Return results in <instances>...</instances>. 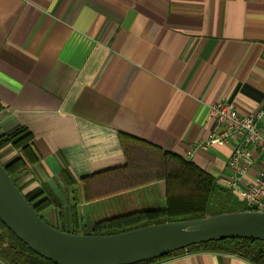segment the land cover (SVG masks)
<instances>
[{"label": "crops", "instance_id": "1", "mask_svg": "<svg viewBox=\"0 0 264 264\" xmlns=\"http://www.w3.org/2000/svg\"><path fill=\"white\" fill-rule=\"evenodd\" d=\"M218 101L264 103V0H0V137L31 132L36 161L15 184L59 231L166 206L163 182L124 189L120 134L219 187L232 146L198 148ZM19 158L0 150L5 167ZM153 264L252 263L187 250Z\"/></svg>", "mask_w": 264, "mask_h": 264}, {"label": "water", "instance_id": "2", "mask_svg": "<svg viewBox=\"0 0 264 264\" xmlns=\"http://www.w3.org/2000/svg\"><path fill=\"white\" fill-rule=\"evenodd\" d=\"M0 222L30 250L54 264H141L226 239L264 242V213L246 210L112 235L62 232L42 220L1 163Z\"/></svg>", "mask_w": 264, "mask_h": 264}, {"label": "trees", "instance_id": "3", "mask_svg": "<svg viewBox=\"0 0 264 264\" xmlns=\"http://www.w3.org/2000/svg\"><path fill=\"white\" fill-rule=\"evenodd\" d=\"M120 139L126 154L127 166H130L133 162L141 161L135 159V157H139L144 161L153 153H158L165 159V162L168 161L164 166V170H162L163 178L159 180H164L167 184L166 208L115 217L85 226L81 229L72 231L62 230V232L75 234L77 230L86 229L88 233L84 235H112L153 224L194 220L222 213L245 211L243 207L235 203L230 193L216 186L215 180L206 176L194 165L184 161L179 156L162 152L149 143L128 135L120 134ZM32 144L33 136L23 126L0 137V150L10 145L20 154V158L17 161L9 166H3L14 183L16 178L24 172L25 168L36 161L32 151ZM133 154L135 157H133ZM175 182L176 184H174ZM172 186H176L174 188L176 189V194L174 195L171 193ZM24 197L39 215L38 208L33 206V202L38 199L39 194ZM210 207L217 212L210 214ZM187 250H206L236 255L252 264H264V242L238 239H226L219 242L191 246L185 250H180L165 257L141 264L163 262ZM0 260L5 264H54L30 250L1 222Z\"/></svg>", "mask_w": 264, "mask_h": 264}, {"label": "built area", "instance_id": "4", "mask_svg": "<svg viewBox=\"0 0 264 264\" xmlns=\"http://www.w3.org/2000/svg\"><path fill=\"white\" fill-rule=\"evenodd\" d=\"M208 120L214 129L198 148L232 146L227 161L230 176L220 178L219 187L236 196L246 211L264 213V103L241 114L232 104L218 101L209 106ZM252 169L254 177L248 179Z\"/></svg>", "mask_w": 264, "mask_h": 264}, {"label": "rangeland", "instance_id": "5", "mask_svg": "<svg viewBox=\"0 0 264 264\" xmlns=\"http://www.w3.org/2000/svg\"><path fill=\"white\" fill-rule=\"evenodd\" d=\"M133 157H135L134 154H133ZM135 159H137V160L139 159L141 161L140 162H133V163H131L130 166H127V164H126L125 167H127V169H125V167H124L122 170V172L125 173V175H127V177H128L126 188H124V189H126V191H129V190H134L137 188L149 186V185L154 184V183L163 182L164 183V189H165V197L164 198H165V202H167L166 201L167 200V196H166L167 184L164 180H162V181H159V180L161 178H163L162 170H164V166L168 163V161L165 162V159H163L162 156L159 155L158 153L150 154L147 157V159L144 161H143V159H140L139 157H135ZM143 181H144V183H143ZM174 184H176V182ZM174 188H176V186L171 187V193L173 195L176 194V189H174ZM232 197H233L236 204H238V205L241 204V202L239 201V199L236 196L232 195ZM164 208H166V206ZM156 210H160V209H156ZM143 211H147V210L133 211L130 213L119 215V216L109 217V218H106L102 221L109 220V219L115 218V217L129 215V214H135V213H139V212H143ZM216 212H217L216 210H214L212 207H210V209H209L210 214H214ZM96 223H99V221L95 222V223H91L88 226H90L92 224H96ZM86 233H88V231L86 229L75 231L76 235H84Z\"/></svg>", "mask_w": 264, "mask_h": 264}]
</instances>
